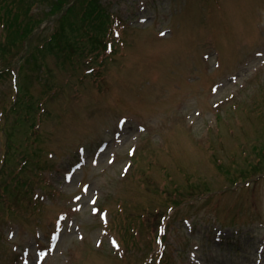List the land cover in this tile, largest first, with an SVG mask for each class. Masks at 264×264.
<instances>
[{
  "label": "rangeland",
  "instance_id": "rangeland-1",
  "mask_svg": "<svg viewBox=\"0 0 264 264\" xmlns=\"http://www.w3.org/2000/svg\"><path fill=\"white\" fill-rule=\"evenodd\" d=\"M101 2L118 42L102 74L75 50L44 49L43 71L12 63L42 99L44 139L23 170L35 198L20 187L0 205V264H264V172L229 179L264 144V0ZM13 73L0 76V157ZM174 187L183 200L161 223Z\"/></svg>",
  "mask_w": 264,
  "mask_h": 264
},
{
  "label": "trees",
  "instance_id": "trees-1",
  "mask_svg": "<svg viewBox=\"0 0 264 264\" xmlns=\"http://www.w3.org/2000/svg\"><path fill=\"white\" fill-rule=\"evenodd\" d=\"M41 5H48L49 9L41 14L33 12L36 6L40 7ZM51 14H56L58 26L52 33L47 36L43 35V38L34 44L32 41L34 34L35 37H38L44 30V28L40 29L43 16ZM109 16L111 13L106 12L101 0H0V61L2 62L0 76L13 73L12 63L21 58L25 59L27 56L37 59L35 66L38 71H43L46 67L43 66L44 62L39 58H42L41 53L44 49L58 53V57L70 55L74 50L79 51V53L89 56L93 60L92 62L98 60V66L92 67V71L96 69L97 74H102L106 65L104 58H111V53L117 50L116 45L118 44L113 39L115 34L114 19L109 20ZM38 29L40 30L37 32ZM20 67L22 69L23 65ZM17 74L13 73L14 83L11 85L15 100L10 110L1 111L6 117L9 111L15 113V123H11L5 129L6 139L3 142V152L0 157L1 206L7 202L8 198L14 196L13 198L17 199L20 187H25L30 194V199L35 198L32 180L23 176V170L32 166L34 162H38L37 149H33V145H37V141L42 142L44 139V136L40 135L41 130L31 110L34 107L32 101L38 105L42 99L40 100L30 93L27 77L21 78ZM39 76L41 80L40 73ZM52 83L46 81V87H52ZM18 108H24V110L16 111ZM16 134L20 135L21 144H13L14 140H17ZM255 149L257 151L255 162H250L251 164L246 170L241 169L242 174L235 171L233 175H230L229 179L232 182L237 181L240 177L249 178L253 173L260 175L264 172V144L255 147ZM15 161L16 163H14ZM226 170L228 172V168ZM247 185L248 182L245 183V186ZM160 193L165 209L159 210L160 213L156 215L161 217L162 223L168 216V212L180 204L183 199L177 187H174L173 191L162 188ZM7 207L11 211L16 210L14 206ZM160 225V223L157 224V226ZM155 254L158 255V253Z\"/></svg>",
  "mask_w": 264,
  "mask_h": 264
},
{
  "label": "snow or ice",
  "instance_id": "snow-or-ice-1",
  "mask_svg": "<svg viewBox=\"0 0 264 264\" xmlns=\"http://www.w3.org/2000/svg\"><path fill=\"white\" fill-rule=\"evenodd\" d=\"M161 35H164L163 33H161ZM93 203L95 202L94 200L92 201ZM95 211V210H94ZM61 219H63V217H61ZM113 244L115 245V241H113Z\"/></svg>",
  "mask_w": 264,
  "mask_h": 264
}]
</instances>
